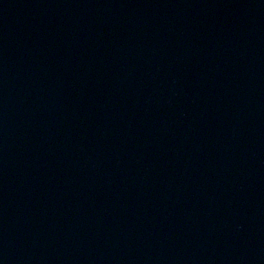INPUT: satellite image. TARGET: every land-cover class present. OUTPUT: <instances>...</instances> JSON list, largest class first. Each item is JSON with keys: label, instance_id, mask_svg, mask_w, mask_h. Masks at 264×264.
Instances as JSON below:
<instances>
[{"label": "water", "instance_id": "obj_1", "mask_svg": "<svg viewBox=\"0 0 264 264\" xmlns=\"http://www.w3.org/2000/svg\"><path fill=\"white\" fill-rule=\"evenodd\" d=\"M0 264H264V0H0Z\"/></svg>", "mask_w": 264, "mask_h": 264}]
</instances>
